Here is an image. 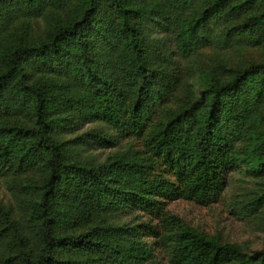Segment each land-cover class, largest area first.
<instances>
[{
  "label": "trees",
  "instance_id": "16d2710c",
  "mask_svg": "<svg viewBox=\"0 0 264 264\" xmlns=\"http://www.w3.org/2000/svg\"><path fill=\"white\" fill-rule=\"evenodd\" d=\"M233 171L264 216V0H0V264H264L166 207Z\"/></svg>",
  "mask_w": 264,
  "mask_h": 264
},
{
  "label": "rangeland",
  "instance_id": "374dc122",
  "mask_svg": "<svg viewBox=\"0 0 264 264\" xmlns=\"http://www.w3.org/2000/svg\"><path fill=\"white\" fill-rule=\"evenodd\" d=\"M130 140L133 139L124 138L121 144L125 145ZM139 145L140 141L138 140L136 146L140 147ZM117 148H96L92 151L103 161ZM256 186L255 179L248 176L246 172L233 171L229 176L225 191L217 202L203 205L180 198L168 201L166 207L181 216L189 226L200 232L218 236L231 243H238L247 250H260L264 248V216H247L241 211L239 204L241 200L248 198ZM0 197L6 202L13 199L2 176H0ZM134 217L137 218L134 219L135 221H139L141 218L142 222L149 219L142 212L136 213ZM156 254L163 264H169V260L162 249L157 248Z\"/></svg>",
  "mask_w": 264,
  "mask_h": 264
}]
</instances>
